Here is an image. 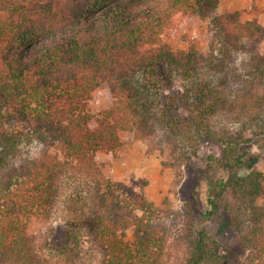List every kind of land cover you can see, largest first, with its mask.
<instances>
[{
    "label": "trees",
    "instance_id": "trees-1",
    "mask_svg": "<svg viewBox=\"0 0 264 264\" xmlns=\"http://www.w3.org/2000/svg\"><path fill=\"white\" fill-rule=\"evenodd\" d=\"M224 1L0 0V264H45L39 244L57 234L51 222L71 171L91 186L79 228L56 247L65 258H79L78 230L101 264H163L171 203L146 198L148 177L106 174L131 139L196 183L183 190L185 264H264L253 152L264 150V27L222 14ZM194 18L209 37L205 55L172 46L178 24ZM104 94L110 106L93 113ZM10 118L31 124L39 158L16 160L21 134L4 127ZM196 216L234 232L227 262L216 239L191 230Z\"/></svg>",
    "mask_w": 264,
    "mask_h": 264
},
{
    "label": "rangeland",
    "instance_id": "rangeland-1",
    "mask_svg": "<svg viewBox=\"0 0 264 264\" xmlns=\"http://www.w3.org/2000/svg\"><path fill=\"white\" fill-rule=\"evenodd\" d=\"M219 10L230 19H234L235 14L238 13L243 21H251L264 27V0H227L220 3ZM202 26L203 21L198 18H194L190 22H180L172 46L185 53L207 54L209 37L200 32ZM174 85H172L173 88ZM110 104V97L104 94L98 102L93 104V113L104 111ZM178 112L183 116L186 115L182 110ZM4 127L9 131L21 134V143L16 159L18 162L37 159L41 156L44 149L42 142L30 131L31 124L27 120L10 118L6 120ZM147 146L148 142L146 141L135 139L128 141L111 159L110 169L106 171V174L110 178H126L130 174L138 178L148 177L149 185L145 188L146 198L155 206L161 204L165 198L171 203L175 223L171 227L162 260L163 264H185L187 232L184 231V228L188 222L186 216L188 198L183 195V190L192 189L196 183L189 180L183 173H180V178L177 179V173L173 169L161 166L157 154L147 153ZM49 151L56 153L53 148ZM253 152L261 155V160L256 165L255 170L263 176L262 191L256 200V204L264 207V150L258 152L253 149ZM175 180L177 185L173 187ZM90 186V180L72 171L62 177L61 195L51 222L52 227H58L57 234L52 240L46 242L42 240L39 244V250L45 264H101V254L80 236L77 229L80 253L77 261L72 260L71 262L56 248L62 243L61 234L63 231L71 228V226L74 228L73 231H75V227L79 228V218L82 211L85 210ZM204 193L205 185L203 183L198 187L197 192V201L201 210H204ZM190 221L191 230L204 231L217 240L225 255L224 260L227 262V256H230L229 253L234 251L236 246L234 232L217 219L204 221L196 216ZM126 241L129 244L132 242L130 231L127 232ZM232 263L235 264L233 260Z\"/></svg>",
    "mask_w": 264,
    "mask_h": 264
}]
</instances>
